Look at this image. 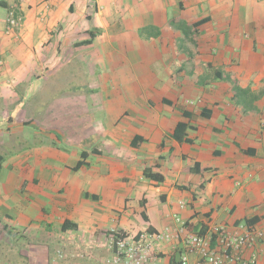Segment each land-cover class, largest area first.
<instances>
[{
  "label": "crops",
  "instance_id": "crops-1",
  "mask_svg": "<svg viewBox=\"0 0 264 264\" xmlns=\"http://www.w3.org/2000/svg\"><path fill=\"white\" fill-rule=\"evenodd\" d=\"M70 65L119 80L102 101L114 125L87 127L94 143L73 138L56 99L38 108L46 76ZM180 121L188 142L173 136ZM0 162V245L16 226L25 239L40 230L66 255L50 264H94L81 247L111 255L113 229L163 230L176 216L195 232H264V0H0ZM171 247L153 264H178ZM255 251L264 264V238Z\"/></svg>",
  "mask_w": 264,
  "mask_h": 264
},
{
  "label": "built area",
  "instance_id": "built-area-1",
  "mask_svg": "<svg viewBox=\"0 0 264 264\" xmlns=\"http://www.w3.org/2000/svg\"><path fill=\"white\" fill-rule=\"evenodd\" d=\"M9 21L11 27L20 22L15 15ZM122 232L113 229L109 234L111 255L100 264H153L169 245L172 247L168 253L178 264H257L255 247L264 238L263 231L244 224L214 225L205 233L195 232L180 216L163 230ZM246 250H252L248 257L244 256ZM58 252L61 258L66 256L61 250Z\"/></svg>",
  "mask_w": 264,
  "mask_h": 264
},
{
  "label": "rangeland",
  "instance_id": "rangeland-1",
  "mask_svg": "<svg viewBox=\"0 0 264 264\" xmlns=\"http://www.w3.org/2000/svg\"><path fill=\"white\" fill-rule=\"evenodd\" d=\"M77 69L78 67L70 65L67 66L66 69L62 68L60 71H57L50 76H46V87L43 89V93H45V99L43 100V106L39 104L38 108H49V106L51 107L52 100L56 99L55 104L51 107L53 108L52 110L54 112L60 113V115L66 116V114H69L70 121L76 124H71L75 133L73 138L78 137L80 139H84L87 141V143H94L98 138L93 135L88 136L87 127L91 126V130H93V128H98V126H95V124H99V126L101 125L102 127L106 128L111 126L112 117L104 112L102 101L104 98H107L108 93L111 94L115 89H118L119 80L117 74L114 71L104 72L102 71V68L94 66L89 67V69H92L89 72H81L83 70L78 71ZM105 81H107L106 83L108 86L105 84ZM67 94L71 96L74 94H83L86 97L88 96V103L79 107L82 103L77 104L78 102L74 101V104H72L73 107H71L69 103H64L62 100H60L63 95L66 96ZM84 107L85 109L86 107L89 108V110L82 112ZM72 109H74V113H72ZM132 124L137 125V121L135 119L134 121L132 120ZM113 125L114 122L112 121V126ZM75 127L80 128L75 129ZM1 178H7L5 172H3ZM15 228L16 229H13V233L11 234L12 245L7 247V243L1 242L2 245H0V254H5L4 256L0 257L1 261L4 260L3 263L0 264H50L49 258L51 256V258L54 256H60L55 244L48 246L46 249V245L44 246V244H47L48 241H45V236L42 231H29L27 232L28 235L25 239L22 236H19L16 232V230H20L19 226H16ZM41 228H44L43 225ZM15 235L18 237L14 238ZM81 249L82 250L79 251L77 256L83 261H91L96 259L89 258L90 253L89 255L87 253L89 250V252H92L94 255L100 257L99 259L95 260L94 264H100V259H104L109 256L107 252L100 254L98 253L99 251H95L96 249H86L84 247H81ZM61 251L63 252V250Z\"/></svg>",
  "mask_w": 264,
  "mask_h": 264
},
{
  "label": "trees",
  "instance_id": "trees-1",
  "mask_svg": "<svg viewBox=\"0 0 264 264\" xmlns=\"http://www.w3.org/2000/svg\"><path fill=\"white\" fill-rule=\"evenodd\" d=\"M95 37H96V32L95 31H91L90 32V38L86 39L84 41H81L79 43V45L91 44ZM185 116L186 117H190V115L188 113H185ZM189 127H190L189 123L186 122V121L178 122V124L176 125V128H175V132L173 134L174 138L176 140H178L179 142H185V141L188 142L189 139H188V136H187V131H188ZM86 154H87V152H83L82 153V157L86 156ZM0 164H1V162H0ZM195 164L198 165L199 163L196 162ZM83 165H84V162L81 161L79 163V165L77 166V168H80ZM144 175H145L146 178H149L151 180H155L157 182H163L165 180V175L162 174L159 171H154V169L152 167L146 168L144 170ZM1 223H2V220L0 219V224ZM62 228H63L64 231L67 230L68 228L77 229L78 225L75 224V223L66 221V223L63 225ZM149 229L154 230L152 228H149ZM119 231L122 232V230H119ZM200 233H205V231H200Z\"/></svg>",
  "mask_w": 264,
  "mask_h": 264
}]
</instances>
